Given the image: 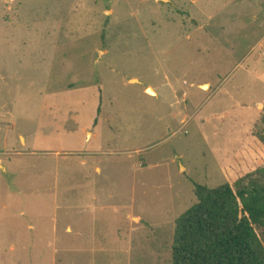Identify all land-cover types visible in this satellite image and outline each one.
<instances>
[{"label": "rangeland", "instance_id": "1", "mask_svg": "<svg viewBox=\"0 0 264 264\" xmlns=\"http://www.w3.org/2000/svg\"><path fill=\"white\" fill-rule=\"evenodd\" d=\"M263 116L264 0H0V264H171Z\"/></svg>", "mask_w": 264, "mask_h": 264}, {"label": "trees", "instance_id": "2", "mask_svg": "<svg viewBox=\"0 0 264 264\" xmlns=\"http://www.w3.org/2000/svg\"><path fill=\"white\" fill-rule=\"evenodd\" d=\"M261 122L256 142L225 169V185H195L197 202L176 220L171 264H264Z\"/></svg>", "mask_w": 264, "mask_h": 264}, {"label": "water", "instance_id": "3", "mask_svg": "<svg viewBox=\"0 0 264 264\" xmlns=\"http://www.w3.org/2000/svg\"><path fill=\"white\" fill-rule=\"evenodd\" d=\"M154 1H157V2H163V3H169L170 2V0H154ZM205 86H203V88H204ZM151 88H149L148 90H150ZM147 90V91H148ZM151 90H153V89H151ZM153 92H154V90H153ZM155 93V92H154Z\"/></svg>", "mask_w": 264, "mask_h": 264}, {"label": "bare ground", "instance_id": "4", "mask_svg": "<svg viewBox=\"0 0 264 264\" xmlns=\"http://www.w3.org/2000/svg\"><path fill=\"white\" fill-rule=\"evenodd\" d=\"M202 87H203V86H202ZM204 88H205V87H204ZM147 92H148L149 94H150V93H153V94H154L153 90H151V89L148 90Z\"/></svg>", "mask_w": 264, "mask_h": 264}, {"label": "crops", "instance_id": "5", "mask_svg": "<svg viewBox=\"0 0 264 264\" xmlns=\"http://www.w3.org/2000/svg\"><path fill=\"white\" fill-rule=\"evenodd\" d=\"M67 230H68V231H72L70 227H69Z\"/></svg>", "mask_w": 264, "mask_h": 264}]
</instances>
